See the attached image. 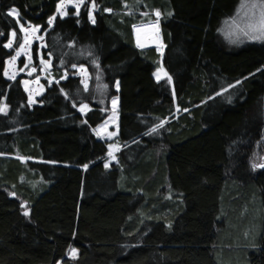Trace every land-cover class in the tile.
Instances as JSON below:
<instances>
[{"label":"trees","instance_id":"obj_1","mask_svg":"<svg viewBox=\"0 0 264 264\" xmlns=\"http://www.w3.org/2000/svg\"><path fill=\"white\" fill-rule=\"evenodd\" d=\"M60 1L0 0V264H264V42L222 35L245 0H85L49 26ZM12 9L54 80L32 106L3 74ZM153 22L171 85L135 45ZM113 99L109 161L93 130Z\"/></svg>","mask_w":264,"mask_h":264},{"label":"rangeland","instance_id":"obj_2","mask_svg":"<svg viewBox=\"0 0 264 264\" xmlns=\"http://www.w3.org/2000/svg\"><path fill=\"white\" fill-rule=\"evenodd\" d=\"M85 0H61L57 4L56 14L52 18V23L55 17H66L69 10H72L77 15L83 7ZM59 6V11H58ZM12 11V10H10ZM9 11V12H10ZM92 15V7H90V16ZM19 23V31L21 33V43L13 52L11 57L5 61L4 77L7 80H14L20 78L21 86L25 91L28 103L30 106L35 105L38 97L43 93V81L51 85L54 80L49 75L50 61L45 59L42 55L44 48V34L37 26L22 25L19 22L18 13L11 15ZM158 18V16H157ZM92 19V17H90ZM48 24L49 26L52 25ZM139 29H152L157 38L156 46H144L140 43ZM133 35L135 45L140 48H154L160 55L159 65L154 72V78L157 81L166 80L170 85V78L162 67L161 55L163 52V45L161 42L160 30L158 22L139 24L133 27ZM223 38L229 43L237 45L243 41H259L264 42V2L258 0H245L239 6L235 16L229 20L222 30ZM15 41V35L10 33L6 48L12 49ZM11 46H8V45ZM37 57L39 67H34V53ZM76 76L80 78L81 84L84 88L88 86V74L84 67H75ZM65 79V78H63ZM111 112L104 122L94 128L93 133L99 140L106 143L108 151V159L112 161L115 153L118 152L119 146L116 143L118 135L117 110L115 99L111 101ZM118 106V105H117ZM107 161V164H109ZM253 165L259 167L264 165V133L261 141L255 148L253 156ZM76 253L70 250L68 257H75Z\"/></svg>","mask_w":264,"mask_h":264},{"label":"bare ground","instance_id":"obj_3","mask_svg":"<svg viewBox=\"0 0 264 264\" xmlns=\"http://www.w3.org/2000/svg\"><path fill=\"white\" fill-rule=\"evenodd\" d=\"M138 34L140 36V43L144 46H156L157 45V38L154 34V31L152 29L148 30H142L139 29Z\"/></svg>","mask_w":264,"mask_h":264},{"label":"snow or ice","instance_id":"obj_4","mask_svg":"<svg viewBox=\"0 0 264 264\" xmlns=\"http://www.w3.org/2000/svg\"><path fill=\"white\" fill-rule=\"evenodd\" d=\"M60 9H59V6H58V11H59ZM14 13H16V10L15 9H12V11H10L8 14L9 15H13ZM52 19L53 18H50L49 19V24H51L52 23ZM13 35H15V33H13ZM8 46H11L10 44L8 45ZM239 83V82H238ZM154 131V130H153ZM255 167V166H254ZM25 215H28V213L27 212H25Z\"/></svg>","mask_w":264,"mask_h":264},{"label":"water","instance_id":"obj_5","mask_svg":"<svg viewBox=\"0 0 264 264\" xmlns=\"http://www.w3.org/2000/svg\"><path fill=\"white\" fill-rule=\"evenodd\" d=\"M143 49H148V48H143ZM262 168H264V165H262Z\"/></svg>","mask_w":264,"mask_h":264}]
</instances>
